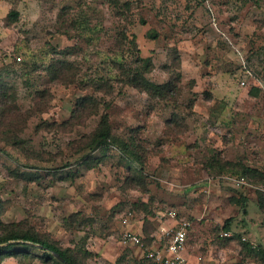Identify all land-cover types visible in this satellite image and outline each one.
Here are the masks:
<instances>
[{
	"label": "rangeland",
	"instance_id": "1",
	"mask_svg": "<svg viewBox=\"0 0 264 264\" xmlns=\"http://www.w3.org/2000/svg\"><path fill=\"white\" fill-rule=\"evenodd\" d=\"M133 34L154 62L148 77L177 84L171 101L126 84ZM56 59L77 68L74 84L49 75ZM0 80L27 120L24 149L0 138L1 236L36 234L90 252L86 264H154L147 248L187 221L188 264H264V0H0ZM88 96L97 111L82 109ZM105 114L118 136L137 129L144 169L108 147L85 163ZM242 166L259 173L250 186L232 173ZM132 172L143 187L128 184ZM130 228L143 246L123 243ZM15 250L0 264H55Z\"/></svg>",
	"mask_w": 264,
	"mask_h": 264
},
{
	"label": "trees",
	"instance_id": "2",
	"mask_svg": "<svg viewBox=\"0 0 264 264\" xmlns=\"http://www.w3.org/2000/svg\"><path fill=\"white\" fill-rule=\"evenodd\" d=\"M7 18L12 21H15L19 18V12L15 9H11ZM10 20V21H11ZM72 26L75 27V23H72ZM137 35L133 34L132 41L129 43L132 45V50L138 53L136 60L133 63V70H127L125 65L119 66V69L124 72V77H126V84L131 86L141 92L146 93L151 99L159 101H171V98L176 92V86L172 80L166 82H154L148 77V73L154 67V62L151 56H142L140 54V48L137 46ZM126 39V36H125ZM73 70L77 71V68L69 61L65 59H56L53 60L48 66L49 75L52 79L59 81V83L71 85L74 84L76 79L73 73ZM180 80V76L178 77ZM98 91L102 90V86H96ZM40 97V101L43 102V105H48L50 98H52L51 90L45 88L38 91L37 94ZM84 111H91L92 107L98 108V101L93 96L83 97L80 103ZM25 116V117H24ZM26 115L23 113L21 108L17 104V95L14 92L9 91L6 83L0 80V138L16 147L17 149H24V140L22 134L26 128L27 120L25 119ZM137 129H132L130 131L131 135L118 136L114 134L112 126L110 124L108 114H105L102 117L100 126L96 131L88 137V141L84 143V150L86 152L84 161L87 163V157L101 149V148H115L120 151L125 156V160L128 163L129 167L133 163H137L142 169L145 168L146 157L144 147L141 145L142 142L138 139ZM89 167H93V164H88ZM243 168V166H242ZM132 171V170H130ZM258 173L256 170L243 168L241 172L232 171L233 175H240L242 178L246 177L247 179L251 175L250 173ZM259 174V173H258ZM232 175V174H231ZM261 176V175H260ZM132 177V178H131ZM128 176V184L135 187H143L145 181L140 176L136 175L135 172H132V176ZM258 198V203L261 209H264V192L260 193ZM246 213V210H245ZM223 229L229 231L231 229V224L229 220L223 226ZM15 240H24L30 241L42 245L44 248H37L27 244L19 243L15 245H9L6 247H0V256L1 253H20L28 249L40 250L43 251V257L47 262H54L55 264H86L85 260L91 256L90 252H85L84 257H79L69 248H63L58 243L51 239H44L39 237L36 234L31 233H12L6 236L0 235V244L9 241ZM243 249L249 248L247 243H242ZM19 248H21L19 250ZM259 251L264 255V246H259ZM48 250V251H47ZM49 251L58 254L61 256L64 261H60L56 256L51 254ZM1 262V261H0Z\"/></svg>",
	"mask_w": 264,
	"mask_h": 264
},
{
	"label": "built area",
	"instance_id": "3",
	"mask_svg": "<svg viewBox=\"0 0 264 264\" xmlns=\"http://www.w3.org/2000/svg\"><path fill=\"white\" fill-rule=\"evenodd\" d=\"M242 84H245V82L243 81ZM227 178L235 180L232 177ZM236 181L247 186L251 185L245 178H238ZM261 191L264 192V188ZM190 228V222H178L176 228L168 232L167 240H163L160 237L159 244L147 248L145 251L147 258L154 264H188V259L185 257L184 251L188 242ZM223 235L230 236L231 233L225 232ZM123 242L135 246H143L142 237L132 232H126L124 234Z\"/></svg>",
	"mask_w": 264,
	"mask_h": 264
},
{
	"label": "water",
	"instance_id": "4",
	"mask_svg": "<svg viewBox=\"0 0 264 264\" xmlns=\"http://www.w3.org/2000/svg\"><path fill=\"white\" fill-rule=\"evenodd\" d=\"M19 243L27 244V245L34 246V247H37V248H44L40 244H37V243H34V242H30V241H24V240H22V241L15 240V241L4 242V243L0 244V247H6V246H9V245H15V244H19ZM49 252L51 254H53L54 256H56L60 261H62V262L64 261V259L61 256H59L58 254L53 253L52 251H49Z\"/></svg>",
	"mask_w": 264,
	"mask_h": 264
},
{
	"label": "crops",
	"instance_id": "5",
	"mask_svg": "<svg viewBox=\"0 0 264 264\" xmlns=\"http://www.w3.org/2000/svg\"><path fill=\"white\" fill-rule=\"evenodd\" d=\"M126 224L129 226V220H126ZM127 226V227H128ZM126 231H128V232H132V233H136V234H138V233H140V235H142L143 234V231H142V229L140 228V229H138L137 230V232H135L134 230H132L131 228L130 229H128V230H126ZM142 233V234H141ZM124 243V242H123ZM125 244V243H124ZM126 245H132V244H126ZM263 246V245H262Z\"/></svg>",
	"mask_w": 264,
	"mask_h": 264
}]
</instances>
